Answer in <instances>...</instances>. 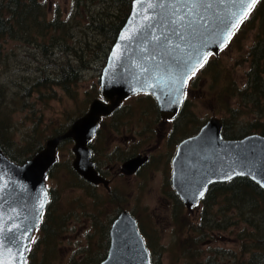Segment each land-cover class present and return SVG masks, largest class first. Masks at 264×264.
<instances>
[{
  "label": "water",
  "instance_id": "95a60500",
  "mask_svg": "<svg viewBox=\"0 0 264 264\" xmlns=\"http://www.w3.org/2000/svg\"><path fill=\"white\" fill-rule=\"evenodd\" d=\"M258 1L242 16L248 0L244 4L240 0L132 2L101 75L102 98L93 101L89 111L66 133L49 140L24 164L10 160L0 148V264H27L33 237L48 203L47 176L57 162L60 143L73 139V168L88 182L107 186L94 169L88 147L101 119L111 115L126 99L143 93L156 99L164 118H172L182 106L190 78L211 55L228 46ZM184 13V24L191 19L197 29V39L191 43L199 49L200 59H193L185 75L178 77L176 70L166 65L169 52L177 57L188 56L189 30L179 20ZM233 13L241 16L240 21ZM171 19L177 23L170 24ZM234 22L238 26L232 28ZM177 33H183L184 39ZM122 36L127 38L121 39ZM222 130V119L214 117L198 135L179 146L174 161V186L189 208L203 198L210 185L237 177L248 178L264 189V136L253 134L241 140H225ZM145 161L146 158L137 157L124 165V171L131 174ZM228 175L232 178L228 179ZM100 264H152L138 223L129 213L123 212L112 224L108 255Z\"/></svg>",
  "mask_w": 264,
  "mask_h": 264
},
{
  "label": "rangeland",
  "instance_id": "374dc122",
  "mask_svg": "<svg viewBox=\"0 0 264 264\" xmlns=\"http://www.w3.org/2000/svg\"><path fill=\"white\" fill-rule=\"evenodd\" d=\"M42 2L49 8L51 16H55L59 11L58 7L61 9L59 13L63 15V21L67 22V26L66 29L58 32L60 35H57L64 36L66 41L58 46L49 47L47 56L32 45L11 41L6 48L8 57L0 62V113L7 114L6 120L10 129L5 134L0 132V143L6 151L19 157L37 150L40 145L44 147L49 140L57 137L60 130L64 128L67 130L74 120L89 109L91 102L98 96L100 77L106 65L105 55L109 42L105 41L103 35L84 31L87 30L85 16L86 14L88 16V12H85L88 11L87 7L91 10V18H98L103 11L101 0H42ZM111 14L107 18V23L115 18L118 9L112 10ZM250 28L243 30L238 40L233 41L219 54L217 59L219 70L216 79L213 81L212 74L209 77V85L215 82V88L212 89L207 84L208 77L205 76L203 90L197 87L198 89L192 92L194 95L190 104L193 105L191 109L196 120L201 121L198 126H202L210 118L227 117L229 119L231 117L232 134L239 137L252 133L251 128L255 118H238L239 115L234 118L233 115H229L228 102L225 96L219 93L222 88H225L226 83H230L231 78L240 88L246 83L245 77L251 67L248 51L254 44L257 31L256 28ZM71 69L79 71L80 79L76 83L73 82V77L64 81V72H69ZM201 75H203L202 72ZM41 77L48 78L56 85L53 93L45 95V98L54 96L47 103L39 100L36 92L30 95L24 91L29 88L31 79ZM57 82L59 84L63 82V85L73 83L72 90H75V95L70 97L68 91L57 86ZM219 100L222 108L219 106ZM128 103L140 106L142 100L135 98ZM139 106L137 109L140 111ZM134 114L125 117L123 121H136L134 130L143 132V129L149 126L150 114L149 112ZM123 137V134L118 135L115 141L108 140L107 144L101 145V148H105L100 152L101 156L105 157V154H109L110 150L115 148L121 151L124 148L128 151L137 148L135 142L128 144L129 139H123ZM150 144L155 145V141L142 142L141 147L147 149ZM73 146L72 142H66L60 146L59 167L48 179V187L55 190V194L60 196L59 201L67 207L71 205L77 207L79 203L87 204V201L89 205L91 200H85V192L83 189L74 187L75 182H73L74 185L71 182L73 187L65 188L62 185L68 179L69 170L71 169V173H74ZM128 151L121 152L119 158L126 157ZM116 161L118 159L114 157L113 162ZM161 180V173L157 174L155 168H152L151 171L145 170L138 177L128 180L120 179L117 183V188L121 192L120 196L126 198V207L139 217L144 233H150L146 237L154 249L153 264H198V262L200 264H235L236 257L241 254L246 243L242 238L244 231L250 229L247 224L238 221L236 215L230 219L232 212L224 213L235 207L237 202L232 200L236 203L232 204L231 201L229 206L227 199L221 197L219 204L212 207L213 211L209 217L213 223L214 221L220 223L218 228H212V231H207L206 235L194 237L187 234L186 223L190 220L196 223L200 209L186 211L179 216L175 214L163 201V196L167 194H163ZM61 193H63L62 199ZM76 199L77 201L73 202ZM161 203L162 209L159 211ZM114 211L112 208L109 214H115ZM86 218L85 210L77 208L64 234L61 235L58 245L60 256L66 263L71 258L78 260L88 258V252L85 249L86 244L89 243L91 226ZM98 240L95 241V248H99ZM103 251L99 248L96 253L101 256L100 252ZM245 257L247 259L248 256Z\"/></svg>",
  "mask_w": 264,
  "mask_h": 264
},
{
  "label": "trees",
  "instance_id": "16d2710c",
  "mask_svg": "<svg viewBox=\"0 0 264 264\" xmlns=\"http://www.w3.org/2000/svg\"><path fill=\"white\" fill-rule=\"evenodd\" d=\"M133 1L134 0H101L103 11L98 18H91V10L88 9V7V11H85L88 12V16L87 14L85 15L87 17V30L84 31H93L95 35H103L105 41L109 42L105 61L131 12ZM116 9H118V14L113 20L107 23V18L112 15V10ZM58 10L61 11L59 7ZM59 11H57L55 16H51L49 8L42 0H0V62L8 57L6 48L11 41L32 45L44 56H47L49 47H55L56 45L58 46L64 43L66 38L64 36L59 37L58 35L60 34L58 32L60 30L62 31V29H66L67 22L63 21V15H60ZM83 13L84 10L82 11V14ZM77 22L79 24V18ZM249 27H251L250 29L256 28L257 31L254 44L248 51V61L251 67L245 77L246 83L240 88L234 83V79L231 78L230 83H226L225 88H222L219 93L221 95L223 94L225 100L228 102L227 112L229 115H233L234 118L238 117V115V118L245 117L252 119V117H254L255 121L252 124V128L250 127L253 131L250 134L258 133L264 136V0H259L249 18L236 32L233 41L238 38L243 30L246 31ZM54 30H56V32H54ZM34 56L36 57V55ZM217 59H219L218 56H213L206 62L200 71V74L202 72L203 75H200L197 82H200L207 76L208 78L206 81L209 85L210 74L213 75V81L216 79V74L219 70ZM72 77L73 82L76 83L80 79L79 71L71 69L69 72H64V81ZM72 84L73 83H71V85H63V82L61 84L57 82V86L68 91L70 97L75 95V90H72ZM209 86L214 89L216 83L213 82ZM55 87L56 85L48 78L41 77L31 79L29 88L24 91L30 95L36 92L38 99L43 103H47L49 99L54 96L45 98V95H47V93H53ZM191 100L192 97L186 102V123L197 128L199 125L198 123L201 121H197L193 114L191 109L193 105L190 104ZM218 102L221 107L222 103L220 104V100ZM6 115V113H0V132L2 134L10 130ZM222 119L224 122L223 136L225 139H241L247 136L237 137L232 134L230 128L231 117L229 118L230 120L227 117H223ZM74 122L75 120L69 127ZM64 132H66L65 128L60 130L58 135ZM0 147L11 160L18 164H23L29 160L37 150H40L43 145L38 146L35 151L20 155V157L14 156L6 151L1 143ZM58 167L59 164L53 167L49 173V178L52 172ZM71 182L72 184L75 182L76 186L74 187L83 189L85 192V200L91 199L89 205L87 201V204L79 203L77 207L72 205L71 207H67L66 204L59 201L60 196L57 193V195L55 194V190L49 189V203L40 229L32 242L27 264H99L106 258L110 244L109 229L112 220H114V214H110V218L107 219L105 209L112 198L101 195L99 192L88 187L85 184L86 182L78 180L74 173H71L70 169L68 179L63 182L62 185L65 188L73 187ZM216 190L220 193L222 198L227 199L229 206H231L230 203L232 200L237 202L235 207H232L230 211H224V213L232 212L233 214L230 219L236 215L238 221H242V223L247 224L250 228L248 231H244V236H242V238L246 243L244 244L241 254L236 257L235 264H264V190L247 178H236L227 184H216L211 190L213 195H217L218 192ZM62 196L63 193H61V199ZM76 201L77 199L73 200V202ZM77 208L83 209V211L85 210L86 219L91 226L89 243L86 244L85 249L88 252V258H83L81 260L71 258V260L66 263L60 256L58 244L60 243L61 235L64 234L68 222L75 215ZM212 211V208H206L205 216L207 218L211 217ZM219 224L220 223L217 221L208 223L204 230L199 231V236L206 235V232L212 228L217 229ZM96 240H98L99 248L104 250L100 252L101 256H98L96 253L99 249L97 247L95 248ZM246 255L248 256L247 259L245 257ZM198 264H200V262H198Z\"/></svg>",
  "mask_w": 264,
  "mask_h": 264
},
{
  "label": "flooded vegetation",
  "instance_id": "af4514ba",
  "mask_svg": "<svg viewBox=\"0 0 264 264\" xmlns=\"http://www.w3.org/2000/svg\"><path fill=\"white\" fill-rule=\"evenodd\" d=\"M200 75V72H198L191 77L188 83L187 91L185 92L183 104L179 111L172 118H164L155 98L150 94H138L132 96L123 101L121 106L111 115L102 118V120L99 122L98 129L90 141L88 147L92 152L91 162L94 164V169L98 175L107 182L108 187L102 183L95 185L86 181L73 168L74 174L78 180L85 181V184L88 187L99 192L101 195L112 198L111 202L108 204V206H106L105 209L107 219L110 218L109 213H111L112 208L115 210L114 212H116V214H114V220L123 212L129 213L136 219L140 233L143 235L146 241L151 256L154 253V249H152L151 243H149V240L146 237V235L149 236L150 233H144L140 225L141 220L139 217L136 216L134 211H131V209L126 207V198L124 199V197L120 196L121 192L117 188V183L120 179L128 180L133 177L135 178L140 174H143L145 170L151 171L152 168H155L157 174L161 173L162 175L161 184L163 188V194H167V196H163V201L170 209H172L173 212H175V214H178L179 216L183 215L186 211L192 212L200 209L199 216L196 218L197 222L194 223L190 220V222L186 223L187 234L193 235L194 237H198L199 231L204 230L207 227V224L212 222L211 218H207L205 216L206 208L217 206L219 204V199H221V195H218L219 192L217 190V195L212 194L211 190L214 187V184H212L208 187L205 196L198 202V204L189 208L180 198L174 186V161L179 146L182 143H185L187 139L197 135L202 127L197 126V128H195V126L186 123L187 100L190 97H193L194 94L192 92L196 91V89L199 87H201L203 90L202 84L203 81L205 82V78H203L202 81L197 82ZM98 98H101L100 89L98 91V96L95 99ZM135 98H140L142 100V104L140 106H134L133 104L128 103L130 100ZM138 106L139 109H141L140 111L137 109ZM141 112L143 114L149 112L150 114L149 126H146L143 129V132L134 130L137 125L136 121H123L125 117H129V115H135L134 113ZM127 133H129V136H127ZM122 134L124 135L123 139H129L127 142L128 144L135 142L134 144L137 145V148H134L133 151H128L127 148H124L122 151L118 148L111 149L109 154H105V157H102L100 152L105 148H101L100 146L107 144L106 141L108 140L115 141V137ZM146 141H155V145L150 144V147L144 149L141 146L142 142ZM123 151H128L126 152V157L119 158V155ZM114 157L118 159V161L115 163L113 162ZM137 157L146 158L145 163L142 164V166H140L135 172L131 174L126 173L124 171V165L131 160L136 159ZM233 203L234 202L232 201V204ZM161 209L162 203L158 210L160 211Z\"/></svg>",
  "mask_w": 264,
  "mask_h": 264
},
{
  "label": "snow or ice",
  "instance_id": "6c2138e0",
  "mask_svg": "<svg viewBox=\"0 0 264 264\" xmlns=\"http://www.w3.org/2000/svg\"><path fill=\"white\" fill-rule=\"evenodd\" d=\"M240 3L244 4L245 0H240ZM255 3H256V0H248L247 8H246L245 12H243L241 14V16L242 15H246L247 11L250 10ZM160 6H163V5L161 4ZM232 15L236 16V13H233ZM241 16H236L237 21H240ZM185 19H187V13H184V15L179 16V20H180L181 24L185 28H187L189 30L188 35H189L190 39H189L188 43H189L190 50H189L188 56H187V58L177 57L175 55H172L171 52H169L168 64L166 65V67L168 69H170V70L171 69H175L178 77H182V76L185 75L187 70L192 66L191 62H192L193 59H200V57L198 55L199 54V49L196 48L191 43V41L197 39V35H198L197 29L195 27H193L194 21H192L191 19H188V23L184 24ZM169 23L172 24V25H175L177 23V20L176 19H171V20H169ZM237 26H238V24L235 23V22L231 25L232 28H235ZM173 32L175 33V28H173ZM177 34H179L181 36V39H184L183 33H177ZM231 34H232L231 31H229V38H230ZM126 38L127 37H123V36L121 37V39H126ZM164 43L165 44L168 43V38L167 37L164 38ZM176 48H179V45H176ZM200 66L203 67V64H201ZM157 67H159V66H157ZM177 91H179V89H177ZM240 174H243V173H240ZM227 178L231 179L232 177H231V175H228ZM203 194H204L203 192L200 193L201 196H203ZM42 206L43 205H41V207ZM18 246H22V245H18Z\"/></svg>",
  "mask_w": 264,
  "mask_h": 264
}]
</instances>
